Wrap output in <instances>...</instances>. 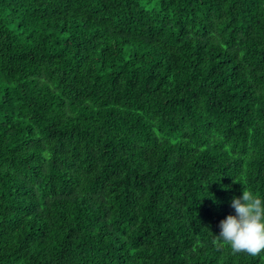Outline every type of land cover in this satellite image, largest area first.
Listing matches in <instances>:
<instances>
[{"label":"trees","instance_id":"trees-1","mask_svg":"<svg viewBox=\"0 0 264 264\" xmlns=\"http://www.w3.org/2000/svg\"><path fill=\"white\" fill-rule=\"evenodd\" d=\"M264 199V0H0V264H264L217 248Z\"/></svg>","mask_w":264,"mask_h":264},{"label":"clouds","instance_id":"clouds-1","mask_svg":"<svg viewBox=\"0 0 264 264\" xmlns=\"http://www.w3.org/2000/svg\"><path fill=\"white\" fill-rule=\"evenodd\" d=\"M230 206L235 215L229 214L219 222V235L214 236L217 248L227 246L233 254L258 256L264 252V199L250 190L233 197Z\"/></svg>","mask_w":264,"mask_h":264}]
</instances>
